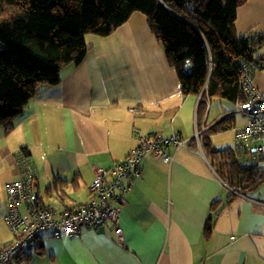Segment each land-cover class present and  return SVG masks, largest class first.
<instances>
[{
	"label": "crops",
	"instance_id": "0c3cea01",
	"mask_svg": "<svg viewBox=\"0 0 264 264\" xmlns=\"http://www.w3.org/2000/svg\"><path fill=\"white\" fill-rule=\"evenodd\" d=\"M252 28L264 33V0H247L237 12V33ZM86 43L91 49L83 61L64 67L60 83L29 102L9 135L0 127V250L12 239L6 187L21 179L22 150L36 171L41 202L61 210L87 203L95 170L123 162L141 137L177 134L188 140V149L163 146L168 162L146 153L141 177L126 194L117 192L122 240L110 224L103 232L85 228L77 240L44 233L29 264H264L262 185L251 197L230 190L201 147L206 132L228 118L223 125L229 128L209 139L217 150H234L235 130L245 127L247 118L231 115L233 104L216 99L197 117L201 97L182 95L175 71L139 13L111 36H87ZM249 76L264 100V65ZM257 163L264 170V155ZM56 178L70 183L63 200L45 197ZM214 200L226 205L216 218ZM209 218L215 224L205 238Z\"/></svg>",
	"mask_w": 264,
	"mask_h": 264
},
{
	"label": "trees",
	"instance_id": "16d2710c",
	"mask_svg": "<svg viewBox=\"0 0 264 264\" xmlns=\"http://www.w3.org/2000/svg\"><path fill=\"white\" fill-rule=\"evenodd\" d=\"M247 0H0V127L5 135L42 89L60 83L61 70L79 65L90 47L86 37L106 38L133 14L146 19L186 97H201L197 117L208 100L243 102L241 81L264 65V33L240 35L237 12ZM232 115L233 113L230 112ZM234 115V114H233ZM241 115V114H240ZM243 116V115H242ZM245 117V116H244ZM228 118L206 132L201 147L215 175L230 190L251 197L264 184L260 157L245 159L235 150H217L210 135L226 131ZM248 121V119H247ZM24 156L26 151L22 150ZM70 183L56 178L46 198L63 200ZM226 205L211 203L216 218ZM215 220L209 218L204 237ZM30 259L21 263L29 264Z\"/></svg>",
	"mask_w": 264,
	"mask_h": 264
},
{
	"label": "built area",
	"instance_id": "2783aa9c",
	"mask_svg": "<svg viewBox=\"0 0 264 264\" xmlns=\"http://www.w3.org/2000/svg\"><path fill=\"white\" fill-rule=\"evenodd\" d=\"M241 90L245 100L235 102L231 112L245 116L248 121L245 127L235 130L233 149L236 155L242 156L243 159L261 157L264 155L262 93L249 75L242 79ZM199 134L196 132L193 137L197 140L198 147ZM187 142L188 140L181 139L177 134L167 137L155 136L152 139L141 137L139 145L123 162L109 170H95L87 203L61 210L41 202L36 187V171L30 159L22 153L19 159L21 179L9 183L6 187L9 211L5 220L12 239L0 250V264H22L23 260L32 258L38 253L37 240L44 233H48L53 239L77 240L81 238L85 228L97 230L110 224L113 232L122 240V230L119 226L121 199L117 192L126 194L132 183L141 177V160L146 153L153 152L164 162H168L169 157L162 147L174 145L177 149H188ZM124 181L128 183L123 185Z\"/></svg>",
	"mask_w": 264,
	"mask_h": 264
},
{
	"label": "rangeland",
	"instance_id": "374dc122",
	"mask_svg": "<svg viewBox=\"0 0 264 264\" xmlns=\"http://www.w3.org/2000/svg\"><path fill=\"white\" fill-rule=\"evenodd\" d=\"M219 101H221V102H225V101H222V100H216V102H219ZM236 116H240L239 114H237ZM262 190H264V184L262 185ZM262 190H259V192L262 194ZM54 199H50V200H48V201H50L49 203H52V204H54V205H56L55 204V201H53ZM57 206V205H56Z\"/></svg>",
	"mask_w": 264,
	"mask_h": 264
},
{
	"label": "water",
	"instance_id": "95a60500",
	"mask_svg": "<svg viewBox=\"0 0 264 264\" xmlns=\"http://www.w3.org/2000/svg\"><path fill=\"white\" fill-rule=\"evenodd\" d=\"M98 230L103 232L104 231V227H100Z\"/></svg>",
	"mask_w": 264,
	"mask_h": 264
}]
</instances>
